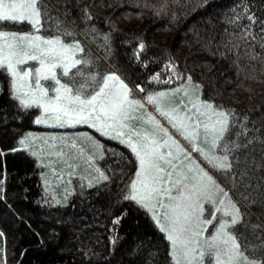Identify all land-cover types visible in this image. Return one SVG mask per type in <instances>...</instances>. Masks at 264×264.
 <instances>
[{
	"label": "trees",
	"instance_id": "1",
	"mask_svg": "<svg viewBox=\"0 0 264 264\" xmlns=\"http://www.w3.org/2000/svg\"><path fill=\"white\" fill-rule=\"evenodd\" d=\"M42 5L47 15L40 32L78 41L84 49L78 58L91 61L77 66L83 73L75 77L77 87L90 83L91 75L117 71L144 95L187 84L191 76L204 100L234 111L231 130L217 147L232 167L215 173L241 212L233 234L247 246L245 255L264 264V0ZM29 28L0 23L13 32ZM61 79L69 83V77ZM37 113L13 97L11 76L0 69V264H173L170 243L152 215L125 199L137 164L131 149L107 138L94 162L108 179L73 181L75 187L57 199L44 188L37 155L19 143Z\"/></svg>",
	"mask_w": 264,
	"mask_h": 264
},
{
	"label": "snow or ice",
	"instance_id": "2",
	"mask_svg": "<svg viewBox=\"0 0 264 264\" xmlns=\"http://www.w3.org/2000/svg\"><path fill=\"white\" fill-rule=\"evenodd\" d=\"M44 8V11L41 9ZM47 15L46 7L42 5V0H0V23L11 22L14 24L27 23L31 25V32L15 33L0 30V69H6L11 76V87L13 94L21 105L25 108L36 106L42 108L49 118L54 119L58 124H79L87 123L96 128L103 135L113 134L112 138L119 139L121 143L126 144L135 154L138 162V168L135 178L129 185V195L126 200L135 201L141 207L152 213V219L155 221L159 230L165 233V238L170 242L173 264H205V257H208V264H260L259 261L250 259L245 255L247 246L242 248L240 237L233 234L235 226L241 223L240 209L228 198V192L224 191L216 182L212 175L196 165L199 172V180L193 185L187 194L184 188H177L178 195L171 194V188L163 187L165 181L163 177L168 176L171 180L172 173L165 172L161 166V161L172 164L166 157H170L172 152L169 150L166 154L160 151L161 148L175 146L178 152L184 149L180 144L168 135L167 129H164L155 118L148 117V121L155 125L151 135L134 131L129 127L128 121L132 119L130 113L136 107H143L140 101L130 99L132 90L124 83L121 78L112 74H96L87 77L90 83L80 84L77 87L76 76H82L83 73L77 68L78 65L91 63L90 60L78 58V54L83 53L84 49L78 41L65 43L59 36L53 39H45L39 35L42 25V16ZM90 19L91 17H86ZM249 20L255 22L254 17L249 16ZM65 35L71 36L72 33L66 32ZM107 39V38H105ZM145 45L141 43L137 50L144 49ZM27 61H38L39 67L21 70L20 65ZM172 67V65H169ZM57 69L61 72L57 73ZM76 69L73 73L71 70ZM61 77H69V83H61ZM29 78L34 80V86L29 82ZM157 77H153L156 79ZM41 81H51L49 87H44ZM86 88H91V93L85 92ZM193 92L198 91L200 86L192 83V77H187V85L174 90L175 93L183 91L188 95V89ZM55 95L49 98V91ZM144 91V89H139ZM169 93L159 92L147 96L150 104L159 105L161 99L168 96ZM182 103V102H181ZM203 109V111H201ZM195 116H207L209 119L216 117L215 122L210 126L203 124L207 140V134H211L212 149L219 146L226 134L231 130L230 117L235 113L232 110L225 111L222 106H215L207 101H201L197 96L192 103V109ZM178 109H172L171 112L161 111V115L173 119V127H179L182 135L186 139L195 140L197 129L201 126L200 122H195L191 126L185 124V120L193 121V115L185 114L184 117L172 115ZM37 124L45 123L46 120L38 118ZM127 129V131H125ZM162 132L168 139L159 143L156 136ZM124 137H127L124 139ZM133 137H136L134 140ZM19 143L27 147V138ZM75 147V145H73ZM194 151H200L216 169L228 170L232 165L228 162V156H208L203 149H199L193 144ZM227 149L225 148V151ZM18 151V149H13ZM36 155V153H32ZM0 155H3L0 152ZM63 158L64 153H56ZM195 164V161H193ZM99 180H107L99 169ZM180 181L172 184L176 187ZM91 186V185H89ZM223 192V199L220 200V206L211 212V219H203L205 212L204 202L214 204L215 201L211 195L212 191ZM168 200L176 201L174 204H165L163 197ZM227 200V204H225ZM59 203V201H57ZM159 209L160 211H157ZM222 213V215H217ZM161 215L165 223H161ZM229 217L230 219H224ZM219 220L218 225L213 222ZM118 221H114L117 223ZM209 225H213L215 231L210 236L205 237L204 233ZM2 235V233H0ZM201 239L206 245L207 251L201 247Z\"/></svg>",
	"mask_w": 264,
	"mask_h": 264
},
{
	"label": "rangeland",
	"instance_id": "3",
	"mask_svg": "<svg viewBox=\"0 0 264 264\" xmlns=\"http://www.w3.org/2000/svg\"><path fill=\"white\" fill-rule=\"evenodd\" d=\"M43 22L44 20H42V23ZM28 26L30 27L29 29L23 32L15 33L23 34L31 32V25L28 24ZM0 30L13 32L4 29ZM38 34L43 36L45 39H53L57 37L56 35L45 36L40 31ZM35 67H39L38 61H27L26 64L19 66L21 70H27L28 68L34 69ZM60 72L61 70L57 69L58 75ZM112 73L118 75L121 80H123L124 83L127 84L128 87L132 90L130 99L138 100L143 105V107H136L135 110L130 113L132 119L128 121L129 127L134 131L151 135L154 131L155 125L148 121V117L152 116L155 118V121L159 123V125H161L164 129H167L168 135L171 136L172 139H175L184 149L183 152H178L175 146L160 149V151L165 154L170 150L172 152V155L170 157H166V159L170 160L172 164L176 165L175 168H172L169 164L164 163V161L160 162L161 166L164 167L165 172L172 173L170 181L167 175L163 177V180L165 181L163 187L171 188V194L173 196H177V188H184V186L187 185L188 187L184 188V191L187 194V192L190 191L192 186L197 184L199 180V172L196 168V165H199L200 168H203L209 173V175L213 176V178L220 185V187L224 191L228 192V198L231 199L233 203H235L234 199L229 193V190L224 187L222 181L216 175L215 172L218 169L214 168L213 164L209 161V159L202 155L200 151L193 150V144H195L199 149H203V151L207 153L208 156L224 155L223 152H218V148L212 149L211 134H207V140L205 139L206 133L203 124L207 123L211 126L215 122L216 117H212L211 119H209L207 116H195L194 110L187 111L188 109H192V103L195 102L197 96L201 101H207L201 97L200 89L198 91L193 92L191 88H189L188 95H185L183 91L175 93V89L182 88L187 85L183 83L179 86L175 85L171 87H162L154 89L143 95L139 90L142 88L140 85L134 87L130 85L127 81H125L117 71H111L108 74ZM29 82L32 83L34 86V80L29 78ZM52 83L53 82L51 81H41V84L46 88L49 87V85ZM61 83L65 82L61 79ZM159 92L169 93L168 96L161 99L159 105L160 111L157 110L156 104H150L146 99L147 96L154 95ZM12 95L13 97H15L13 94V89ZM48 95L49 98H51L55 95V93L50 90ZM207 102L211 103L210 101ZM37 108L38 113L33 119L34 125L33 127L27 130V132L23 135L22 139L27 138V147L33 153H36L38 157V162L41 165V169L45 173L43 174V184L45 190L54 195L57 199H60L62 197H65L64 195H66L67 192L69 193L72 187H75L72 184L73 181H75L76 185L79 186L84 180L87 182H91V180L95 177H99V173L96 172V169H99V167L97 168V165L94 161L95 159L97 160V156L101 153L103 143H106L105 141L107 138H112L114 133L110 135H103L100 131H98L96 128L91 127L90 124L87 123L71 125L58 124L54 119L49 118L48 114H45L42 108ZM172 109H178L177 112L172 113V115L175 116L184 117L186 113L187 115L194 116L193 121H184L185 124L189 125L190 130L191 126L194 125L195 122H200L201 126L196 130L197 136L195 140L186 139L185 135L181 134L182 130L179 127H173V123L175 122L173 119L168 116L161 115V111L171 112ZM201 111H203V109H201ZM38 118H42L47 122L37 124L35 121ZM125 131H127V129H125ZM126 138L127 137H124V139ZM133 139L135 140L136 137H133ZM156 139L159 143L163 144V142L168 139V136H165L162 132H160L159 135L156 136ZM73 145H75V147H73ZM60 152L64 153L63 158H60L56 155V153ZM193 161H195V164H193ZM137 168L138 162L136 164L132 180L135 178ZM176 181H180V183L177 184L176 187H172V184ZM59 192H61L62 197L58 194ZM211 195L215 203L210 204L207 201L204 202L205 212L202 217L203 219H211L210 213L215 212V208L220 206V200L224 198L223 192H216L215 190L212 191ZM163 201L165 204L176 203V201L168 200L167 196L163 197ZM225 204H227V200H225ZM157 211L160 210L157 209ZM150 214L152 215V213ZM217 215H222V213ZM160 219L161 223H165L162 215ZM224 219L230 218L224 217ZM218 223L219 220L213 222L214 225H218ZM214 231V226L209 225L208 229L204 233L205 237L210 236L214 233ZM201 247L205 251H207L203 239H201ZM181 264H184L183 260H181ZM205 264H208L207 256L205 257Z\"/></svg>",
	"mask_w": 264,
	"mask_h": 264
}]
</instances>
